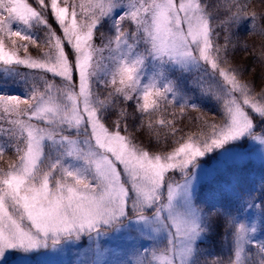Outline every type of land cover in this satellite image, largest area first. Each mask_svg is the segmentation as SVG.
I'll return each instance as SVG.
<instances>
[{"label":"snow or ice","instance_id":"6c2138e0","mask_svg":"<svg viewBox=\"0 0 264 264\" xmlns=\"http://www.w3.org/2000/svg\"><path fill=\"white\" fill-rule=\"evenodd\" d=\"M0 74V260L264 264V0H0Z\"/></svg>","mask_w":264,"mask_h":264},{"label":"rangeland","instance_id":"374dc122","mask_svg":"<svg viewBox=\"0 0 264 264\" xmlns=\"http://www.w3.org/2000/svg\"><path fill=\"white\" fill-rule=\"evenodd\" d=\"M21 71H23V69H21ZM0 85H3L2 79H0ZM3 90L19 93L21 87L9 80L7 86L3 87ZM247 151L249 153L248 161L254 162L255 165L260 166L262 169V171L258 173V177L253 180L254 182L252 184V189H258L261 180L264 179V162H262V151L264 150H261L259 145H251L248 147ZM5 159H8V157H5ZM235 176L237 177V174H235ZM177 179H179L178 175ZM248 216L250 218L252 213L249 212ZM110 246L114 247V245ZM119 254L120 253L117 252L116 255L97 257L94 255L92 247L85 241L80 246H66L64 249H52L50 246L47 249L42 248L27 253L9 251L6 253L5 257L0 260V264H91V262L95 260H100L101 262L104 260H115L116 256Z\"/></svg>","mask_w":264,"mask_h":264},{"label":"trees","instance_id":"16d2710c","mask_svg":"<svg viewBox=\"0 0 264 264\" xmlns=\"http://www.w3.org/2000/svg\"><path fill=\"white\" fill-rule=\"evenodd\" d=\"M29 2H33V0H29ZM254 6L259 9L260 7V0H253ZM35 6V5H34ZM243 38V35H242ZM255 41L256 43H259V37H252L249 38V43H252ZM245 79H250V77H245ZM257 91H259V87H257ZM210 107V106H209ZM197 113L193 112L190 113V116L194 117ZM181 126L184 127L185 132L187 131H195V127H193V122H191L189 119H184L181 123ZM144 140L145 143H147L146 138H141ZM170 143V142H169ZM161 147H164L163 145ZM262 171L261 167L258 165H255L252 161H247L246 164L236 169L235 174H237V178L240 181L241 187L245 189H252L253 180L258 177V173ZM214 196L217 198H221L222 194L219 192L213 193ZM264 236V233H261ZM213 257H209V259H212ZM259 261V257H257V264Z\"/></svg>","mask_w":264,"mask_h":264}]
</instances>
